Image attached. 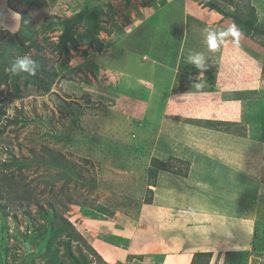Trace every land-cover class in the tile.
Returning <instances> with one entry per match:
<instances>
[{"label": "rangeland", "instance_id": "1", "mask_svg": "<svg viewBox=\"0 0 264 264\" xmlns=\"http://www.w3.org/2000/svg\"><path fill=\"white\" fill-rule=\"evenodd\" d=\"M212 2L229 13L238 7L244 16L253 3L264 25V0H38L31 6L30 0H0V46L11 39L28 45L24 34L37 32L38 47L14 54L39 57L54 74L48 92L30 84L16 98L0 86L6 110L0 122V203L6 206L0 264H52L54 249L60 250L56 264H74L69 253L79 264L83 256L88 264H177L159 249L162 231L189 239L185 248L204 247L213 235L214 242L228 237L215 223L209 234L207 221L196 217L205 212L197 201L166 200L179 184L165 177L180 176L168 170H193L195 148L202 150L196 145L206 135L220 142L239 133L264 136V34L224 35L237 26ZM85 5L100 6L104 30L91 34L84 19L73 30L77 50L57 53L65 19ZM209 32L219 38L214 50ZM197 53L205 57L203 69L188 60ZM51 153L61 154L67 167L52 163ZM159 161L164 165L156 175ZM3 175L19 181L32 202L12 200ZM191 216L195 220H185ZM190 223L200 228L186 229ZM255 226L260 235L250 239L234 229L230 239L242 236L243 245L229 248L230 256L222 251V261L213 264H263L260 216ZM76 233L84 242L73 237L68 250L66 241Z\"/></svg>", "mask_w": 264, "mask_h": 264}, {"label": "crops", "instance_id": "2", "mask_svg": "<svg viewBox=\"0 0 264 264\" xmlns=\"http://www.w3.org/2000/svg\"><path fill=\"white\" fill-rule=\"evenodd\" d=\"M198 126L207 128L205 124ZM255 126L257 127L256 124ZM239 135L232 134L222 142L215 140L211 135H206L207 139L196 145L202 150L195 146V150H198L195 155L198 154V157H195L194 169L188 172L187 176L169 174L165 177L174 178L179 184L177 195L172 190L173 195L166 197V200L169 201L167 204L170 202H175L177 205L196 204L195 201H197L200 204L199 207L205 209V212L203 213L201 210L202 213L196 217L199 218L198 220L207 221V228H210L211 232L209 234L213 235L214 230H216L214 227L219 226L221 230L227 232L225 235H228L225 240L220 235L216 242L212 240L214 235L210 236L208 241L204 243L206 245L204 247L196 248V243H188L185 248V242L189 239L181 241L178 236H174V231L169 232L172 236H164L162 231L158 239L160 241L159 249L165 251L166 255L168 254L167 261L170 262L173 259L175 263L179 260L177 264H190L193 257L191 250H195L193 254L197 251H211L213 256L210 264L215 263V260L220 262L222 251H228L232 246L239 251V244H242V236L237 237L236 241V235H233L235 238L230 239L229 234L234 229L248 235L250 239L254 233L256 216H260L264 220V136L252 137L245 133H239ZM207 146L210 153L205 152ZM243 177L252 179V181L244 184ZM158 200L162 203L164 196L159 197ZM156 201L154 200V202ZM252 207L254 212L251 210ZM154 208L163 210L157 206ZM165 210L167 211V208ZM176 213L179 214L177 210ZM179 218L181 219V217ZM188 219L195 220L193 216L185 220ZM177 220L179 219H174L173 222ZM213 223L216 224L214 227ZM191 224H188L189 227L187 226L186 229L189 230L193 227L194 230H197L200 228L197 225L191 226ZM181 235L185 236V234ZM189 236H195V234L189 233ZM168 243L175 248H169ZM236 245L238 246L236 247ZM182 248H184V253L180 252ZM175 250H178L182 255H172V251Z\"/></svg>", "mask_w": 264, "mask_h": 264}, {"label": "trees", "instance_id": "3", "mask_svg": "<svg viewBox=\"0 0 264 264\" xmlns=\"http://www.w3.org/2000/svg\"><path fill=\"white\" fill-rule=\"evenodd\" d=\"M32 3H30L29 6L32 4L38 3V0H30ZM256 3L258 1H255ZM209 4V2H208ZM210 7L212 9L217 10L219 13L223 14L225 18H231L233 22L236 24L238 32L241 34H245L250 37H255L256 34H264V25L262 22H259L258 16L255 11V5L251 3L249 5V11L246 16H244L240 9L236 7L233 13H229L225 10H222L219 5L216 2L210 3ZM101 9L99 5H85V7L77 13L74 17L67 18L64 21L63 25V31L61 35L58 37V40L56 43H54V49L57 53L62 55H67L70 50H77L79 46V41L73 34V30L76 26L80 25V23L85 19V24H87L88 30L93 35H99L101 31H103L102 26V18H101ZM24 25V24H23ZM50 26V25H49ZM27 28L30 29V26L28 25ZM54 30V29H52ZM29 35L24 34L25 38H29L28 45H25L24 43H21L20 45L15 42L14 40H10L0 46V86L4 83L7 88L13 89V97L20 98L22 95V86H28L30 84H35L38 88H42L44 91L48 92L51 88V84L53 83V79L50 77V75L53 77L54 74L47 70L46 65L42 62V59L39 57H36L32 60L35 63L36 70L35 73H29L24 71H18L16 74H13L10 69L12 65L21 58L24 57H16L14 54L15 50L20 51L21 53H26L30 50L31 47H38L36 43V35L37 32H34L32 30H29ZM159 61H163V59H159ZM168 61V60H165ZM11 80L10 83H8V80ZM23 79V82L21 81ZM23 83V84H22ZM0 93L2 94L3 91L0 90ZM11 98V97H7ZM6 110L5 106L0 105V122L2 121V118L5 116ZM51 162L55 163L57 166L67 167V163L64 161L61 154H56L52 156L51 153ZM162 161H159V169H154V174L157 175V172H159L162 168ZM168 170V169H166ZM187 169L185 172L183 171H176V170H168L173 171L175 173H178L183 176H187L188 174ZM157 171V172H156ZM2 181L5 182L6 186L10 188L9 193L11 194V199H19L27 201L28 203L32 202V197L30 194H28V191L24 189L23 187L20 188L19 181H15L13 179L9 180L7 175H3L1 178ZM13 181V183L11 182ZM15 195V196H13ZM1 200V197H0ZM6 209L5 205H1L0 203V211ZM104 210V211H103ZM106 209H104L103 206H100V211L105 212ZM109 213V211H108ZM47 228L42 230L39 235H43V232H46ZM74 230L72 229V232ZM259 227L255 226L253 236L254 238L259 237ZM75 237L77 240H81L84 242L82 236L79 233H76L75 235H72L68 241H66L67 249H71V239ZM59 249H54L52 252V264H56V260L59 257ZM228 255L231 253L230 251H227ZM248 253V252H247ZM69 255L74 260V264H79V261L77 258L72 256L71 253ZM213 253L211 251H197L194 253L193 259L191 264H210L212 260ZM83 263L82 264H88L90 261L86 260L83 256ZM264 258V255H263ZM205 259V260H203ZM203 261V262H202ZM55 262V263H54ZM248 263V260L246 259L245 264ZM264 264V263H263Z\"/></svg>", "mask_w": 264, "mask_h": 264}, {"label": "clouds", "instance_id": "4", "mask_svg": "<svg viewBox=\"0 0 264 264\" xmlns=\"http://www.w3.org/2000/svg\"><path fill=\"white\" fill-rule=\"evenodd\" d=\"M224 35H232L233 37H236L239 35V32L235 27L232 29L225 31ZM218 37L215 35L213 32H209L207 36V43L209 44V49L214 50L217 42H218ZM222 42V41H220ZM188 60L190 63L194 64L198 69H203L205 68V57L202 54H195V55H190L188 57ZM36 70L35 63L32 61H29L26 58H21L18 59L11 67L10 71L13 74H16L18 71H24V72H29L34 74Z\"/></svg>", "mask_w": 264, "mask_h": 264}]
</instances>
